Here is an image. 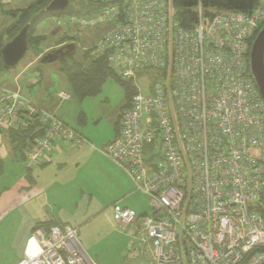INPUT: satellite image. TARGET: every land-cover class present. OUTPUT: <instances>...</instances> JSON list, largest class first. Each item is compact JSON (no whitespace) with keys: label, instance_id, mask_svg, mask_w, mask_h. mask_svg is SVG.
<instances>
[{"label":"built area","instance_id":"obj_1","mask_svg":"<svg viewBox=\"0 0 264 264\" xmlns=\"http://www.w3.org/2000/svg\"><path fill=\"white\" fill-rule=\"evenodd\" d=\"M197 14L185 30L171 0H122L99 18L115 27L97 51L109 50L123 79L142 72L151 81L101 150L147 197L151 213L121 209L115 218L122 228L138 223L145 264H264V102L249 64L264 0L249 13L204 19L198 6ZM57 96L70 99L67 91ZM24 118L44 130L28 168L42 165L56 140L87 143L19 89L0 88V132L20 128ZM17 264L96 263L77 229L52 226L29 235Z\"/></svg>","mask_w":264,"mask_h":264},{"label":"crops","instance_id":"obj_2","mask_svg":"<svg viewBox=\"0 0 264 264\" xmlns=\"http://www.w3.org/2000/svg\"><path fill=\"white\" fill-rule=\"evenodd\" d=\"M31 64L18 73L21 75L14 79L16 85L14 81H10L3 88L20 90L24 87L29 94L35 90L33 101L22 94L21 90L20 93L70 126L71 121L62 111L64 104H58L60 100L57 96L60 91H68V88L55 91V80L49 76V71L35 68ZM56 71L60 74L58 68ZM58 80L66 83L62 75ZM71 98L79 103L69 100L63 103H69L70 110L74 111L70 117L74 122L73 129L87 143L75 146L61 140L54 141L44 163L34 169L30 168L29 172L25 171L16 197L11 203L2 206L3 214L0 213V218H7L13 211L20 226L27 228L24 236L34 232L37 226L73 227L77 229L78 241L83 250L99 264L98 261H102L95 251L97 246L112 236L111 230L120 227L115 211L129 209L137 216L147 215L143 203L148 199L127 174L101 151L119 133L120 112L125 105V97L115 107L105 110L104 114L97 111L88 98L78 101L72 94ZM83 102L84 107L88 106V111L82 107ZM6 158L11 162H27V155L23 159L18 157L6 134L0 132V176L3 175L2 161ZM148 204L147 202V206ZM17 209L20 214L15 212ZM124 230L131 238L128 244L129 248H133L130 258L135 260V264H145V255L137 240L138 223L129 225Z\"/></svg>","mask_w":264,"mask_h":264},{"label":"trees","instance_id":"obj_3","mask_svg":"<svg viewBox=\"0 0 264 264\" xmlns=\"http://www.w3.org/2000/svg\"><path fill=\"white\" fill-rule=\"evenodd\" d=\"M29 1L30 2L23 8H10L8 5L11 0H0V16H5L7 19L11 20V23L0 32V51L26 27L27 52H36L45 39V36L40 35L38 30L40 25L47 20H52L60 25L65 30L66 34H68L67 32L70 33L72 29H74L73 27L88 30L104 26V33L96 43V48H91L82 52L81 59L75 57L76 45L73 42L76 40L75 37L68 34L57 41L55 44L57 49L43 54L42 52L36 54V56L40 55L36 63L38 66L37 68L43 65L39 61L44 54L54 53L59 49L72 45L74 46V51L55 62L59 73L63 76L68 85L67 92L69 94L71 93L78 101L95 97L108 79L117 83L123 90L125 105L120 115L125 108L129 107L134 95L137 93L143 94L137 84L132 85L130 83V80L135 81L136 75L132 79H123L116 70L112 69L109 63L107 56L109 50L105 52L97 51V46H99L101 40L115 27L114 24L110 22L105 23L101 20L99 21V18L106 10L121 4L122 0H107L105 2L100 0H81L79 5H76L72 0H68L67 6L57 11H46V8L52 0ZM258 2L259 0H171L172 17L175 21L179 22L183 29L190 30L197 22L198 6L201 8L202 17L204 19H209L213 14L217 13H249L258 5ZM82 21H96V23L92 26L85 27L81 24ZM119 21H123V16L119 17ZM257 34L251 40L250 47ZM9 70L10 69L4 68L0 57V77ZM42 127L43 126L36 118H24V125L20 128L1 133L6 134L9 142L13 146L14 153L23 159L24 155H27L26 153H28L43 136L44 130ZM0 166L2 165L0 164ZM25 170L29 172L30 168L27 167ZM52 226L54 225H51V227ZM49 228L50 226L45 228L37 226L34 230H48Z\"/></svg>","mask_w":264,"mask_h":264},{"label":"rangeland","instance_id":"obj_4","mask_svg":"<svg viewBox=\"0 0 264 264\" xmlns=\"http://www.w3.org/2000/svg\"><path fill=\"white\" fill-rule=\"evenodd\" d=\"M76 5L80 4L81 0H72ZM30 1L29 0H11L10 4L8 5L10 8H23L25 7ZM11 23L10 19H7L5 16H0V32L4 30ZM68 34L72 37H75V41H73L76 45L75 50V57L81 59L82 52L96 48L95 45L99 41L100 37L104 33L105 27H98L93 29L84 30L82 28H75ZM40 35L45 36L42 44H40L38 50L36 52H27L25 57L14 67L10 68L7 73H4L3 76L0 77V88L7 86V82L14 81L16 85V81L14 80L22 68L26 67V69L32 63L36 68L37 61L39 60V56H36L37 53L42 52H50L52 50L57 49L55 44L57 41L65 36L68 35L65 33V30L52 20H47L43 24L40 25L38 30ZM36 56V57H35ZM31 64V66H33ZM40 68H45V70L49 71V76H51L55 82V91H58L59 88L67 89V83L59 82L58 78L61 74H58L56 71L57 65L56 62L50 64H43ZM63 81V80H62ZM132 85L137 84L140 87V90L143 94H146V87L147 85L151 84L150 79L146 78L142 72H138L136 74L135 81L130 80ZM67 87V88H66ZM21 93L25 94L31 101L33 96L35 95V90L33 93L29 94L26 88L22 87ZM68 90V89H67ZM71 98V97H70ZM90 102H93V107L104 114L105 110L111 109L118 105L120 101L124 99L123 90L120 86L108 79L105 84L102 86L101 91L95 96L90 97ZM35 100V99H34ZM69 102H75L78 104L79 102L75 101L73 98L68 99ZM64 100V101H68ZM87 100V99H86ZM61 101L58 104H64L62 111H64L67 115V119L70 122V127L73 128L74 122L70 119L71 113L74 111L70 110L69 103L66 105ZM95 102V103H94ZM82 107L88 111V106L84 107V102L82 103ZM81 105V104H79ZM80 107V106H79ZM57 117V116H56ZM58 118V117H57ZM69 124V123H68ZM73 125V126H72ZM1 160V159H0ZM3 163V175L0 176V213L3 214L2 209L3 205L6 203H11L14 197H16V193L18 188H20V184L22 181V176L26 173L25 169L28 167L26 163L20 162L15 160L11 162L9 159H5L2 161ZM25 184V182L23 183ZM147 202L143 203L145 207V211L147 215L151 213V207L147 206ZM12 212V213H11ZM8 214L7 218H0V264H17V262L22 257V251L26 242V239L29 237L24 236L27 228L20 226L18 219H15V214L11 211ZM16 213L20 214L19 209L15 210ZM117 230H111L110 233L112 236H109L108 239L101 245L97 246L96 253L98 254L99 259L102 261H98L99 264H135V260L130 258V251L133 252V248H129L128 244L131 242L130 236L127 235V232L124 230L126 228H122L121 226L118 227ZM46 231V229H43ZM139 233H137V237H139ZM139 240V239H137ZM132 239V243H133Z\"/></svg>","mask_w":264,"mask_h":264},{"label":"water","instance_id":"obj_5","mask_svg":"<svg viewBox=\"0 0 264 264\" xmlns=\"http://www.w3.org/2000/svg\"><path fill=\"white\" fill-rule=\"evenodd\" d=\"M68 0H52L46 11L62 10L67 6ZM27 28H23L10 42L0 51V57L5 69L14 68L27 53ZM74 51V46H67L54 53L44 54L40 58L41 64H50L58 59L66 57ZM264 25L254 39L250 55V73L257 87L262 101L264 102Z\"/></svg>","mask_w":264,"mask_h":264}]
</instances>
